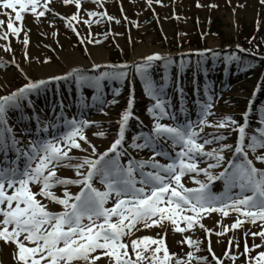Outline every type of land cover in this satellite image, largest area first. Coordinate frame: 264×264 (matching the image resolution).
Here are the masks:
<instances>
[{
    "label": "snow or ice",
    "instance_id": "6c2138e0",
    "mask_svg": "<svg viewBox=\"0 0 264 264\" xmlns=\"http://www.w3.org/2000/svg\"><path fill=\"white\" fill-rule=\"evenodd\" d=\"M85 3L101 10L85 9ZM106 3L107 0H60L61 6L76 9L73 14L64 15L56 11V0H0V15L7 17L0 19V40L6 41L0 48L12 53L11 61L0 60V69L13 66L27 81L0 96V249L7 247L15 264H224L225 259L235 264L238 257L232 251L233 245L239 248L235 236L228 240L224 258L214 251L212 237L226 236L246 223L256 225L257 221L264 229V104L256 107L250 100L240 121L231 115L210 119L215 116L212 108L220 93L213 90L206 78L207 52L197 54L195 66L184 59L177 63L171 56L156 53L131 64L93 62L90 70L77 67L64 75L36 81L16 62L10 37L24 45V59H30L27 51L30 29L24 25L26 14L34 17L37 24L45 19L53 27L56 20L63 22L91 58L88 45L104 43L92 37V25L122 23L108 13ZM145 3L153 11L154 3L165 6L163 0ZM259 3L264 6V0ZM119 7L124 13L122 3ZM123 20L132 23L127 15ZM77 25L88 26L87 37L81 36ZM114 35L119 34L105 31L104 39ZM255 40L254 36L249 43ZM237 48L239 53L252 57L259 51L250 52L239 45ZM208 51L212 52L214 65L217 54ZM260 61L264 62V56H260ZM221 62L226 71L233 63L240 71L254 67L251 60L234 53L221 58ZM43 63L51 61L45 59ZM189 68L196 97L191 111L186 106L182 81ZM198 76L205 79L198 81ZM137 79L150 102L145 111L153 121L151 127L126 137L132 121L143 126L134 113L135 99L130 93L116 121L118 128L112 142L100 151L87 133L90 131L99 139H106L108 134L97 130L103 128L99 122L80 116L93 106L99 112L116 105L121 86L128 81L131 88ZM62 81L74 84L80 116L73 113L72 119L67 117L59 88L57 103L50 109L55 119L48 121L35 114L31 97ZM113 83L118 86L111 89L112 99H106L105 88ZM256 88L264 90V81ZM84 89L91 90L90 103ZM169 89L179 98L178 109H174ZM25 107L33 109L31 116L24 114ZM10 113H19L21 121H35L34 130L22 132L32 135V140L18 138L9 123ZM165 120L171 123H163ZM48 135L52 138L48 139ZM233 135L234 141L228 143ZM128 148L146 149L152 155L148 160H136ZM225 153L230 155L226 158ZM156 157L166 162L161 163ZM61 170H70L73 175L61 176ZM185 178L195 186H186ZM217 182L221 191H213ZM74 187L78 191L73 192ZM230 212L236 213V218L229 226L222 220ZM213 214L221 218L217 222L218 231L203 222ZM155 228L161 229L155 236L136 235ZM196 229L206 233L204 248V241L187 235L194 234ZM172 234H179L178 243L187 247L184 255L170 252L167 238ZM249 234L264 241V230L246 231L241 255L248 254L247 264H264V251L255 257L250 255L255 248H264V244L249 248ZM202 251L210 255H198Z\"/></svg>",
    "mask_w": 264,
    "mask_h": 264
},
{
    "label": "rangeland",
    "instance_id": "374dc122",
    "mask_svg": "<svg viewBox=\"0 0 264 264\" xmlns=\"http://www.w3.org/2000/svg\"><path fill=\"white\" fill-rule=\"evenodd\" d=\"M121 3L125 9L124 13L120 11L119 5ZM163 4L165 6L161 7L159 4L154 3L153 11L147 8L145 0H107L106 9L108 13L115 18L121 19L122 23L120 25H97L95 23L92 25V37L100 40L103 37L102 41L104 43L100 45H88L92 53L91 58L79 46L73 44L75 42L73 39L76 38V35L63 22L56 20L55 27H53L48 23L47 19L43 23L37 24L34 17L29 14L25 15L24 25L27 29H30L28 32L30 43L27 48L30 59H24V45L15 37H10L16 62L21 65L31 79L39 80L52 75L63 74L75 65L90 68V66H93V62L109 64L113 51L120 52V55H114V58L122 57V63L131 64L133 61H139L151 54L159 53L168 56V52L173 47L183 48L180 50L181 52L178 51V55H190L196 51L192 49L191 45L194 46L201 37L204 38V43L208 50H214L215 52L219 51L221 44L226 45L229 42L233 44L239 43L237 42L239 35L250 40L255 36L256 40H260L261 43L264 41V6L259 3V0H163ZM198 4L203 5V7H197ZM213 4L217 5V7H210ZM84 8L101 10L91 3H85ZM56 11L64 15H70L76 9L74 7H63L60 5V0H56ZM124 15H127L128 20L132 23L124 21ZM157 16L159 20L156 19ZM0 19L7 20V17L0 15ZM136 23L139 24V27L135 26ZM208 23L212 25L210 26L212 28L211 32L214 34H206L207 30L205 28H209ZM253 27L259 29V31L257 30L256 33H253ZM77 28L82 37L88 35L89 30L87 25H77ZM105 31L119 35L109 36L105 40ZM53 32H58L59 35L53 36ZM23 35L21 33V40L23 39ZM5 43L6 41L0 40V45ZM199 43L196 45H199ZM121 49L123 50L122 53ZM261 49H264V43L261 45ZM123 58H125L124 61ZM11 59L12 53L5 52L3 48H0V60L8 62ZM45 59H49L51 63H43ZM257 74L254 76L253 72L250 73L241 84L231 83L228 92L223 95L225 96V100L219 103L217 109L214 110L215 116L210 117V119L231 115L237 121H240L245 104L250 99V93H252V89L256 86ZM248 77L250 78L248 79ZM22 78L26 80L24 75L13 66L0 69V95L9 89H13L12 87L19 85L22 82ZM121 90L123 91L124 88ZM136 94L137 96L139 94L137 89ZM117 101L118 103L115 106H111L112 108L107 115L100 118L99 121L97 118H87L90 121L99 122L103 128L97 130H104L108 134L106 139H99L93 137L90 131L87 133L92 143L96 144L100 151L111 143L116 130V121L125 107V100L122 97ZM141 101L137 103L142 108V110L140 109L141 112H143L146 106L144 102L140 103ZM205 131L210 130L205 129ZM230 141L231 139H228L227 142L231 143ZM131 150L135 152L134 149ZM60 175L72 176L73 173L70 170H61ZM185 183L188 187L195 186L187 178H185ZM51 207L55 208V206ZM235 218L236 214L230 213L228 217L223 218L222 223L230 226L235 222ZM219 220L221 218L213 214L203 222L209 229L218 231L217 222ZM260 224V221H257L256 225L246 223L241 228L235 230V232L227 233L226 236H213L212 246L214 251L219 257L224 258V253L228 250V240L234 236L240 242L239 246L241 244L245 246L244 233L248 230H251V232L264 230L260 227ZM160 231L161 229L159 228L151 229L150 232H147V235L155 236ZM187 235H191L193 239L198 238L204 241L202 248L207 246L206 233L202 230L196 229L194 234L189 232ZM180 239L179 234H172L167 238L171 253L184 255L188 250L186 246L178 243ZM217 241L219 242L217 243ZM247 243L253 248L254 245L264 244V241L258 236L253 238L249 234ZM232 251L239 257L241 251L235 247V244ZM261 251H264V248H255L250 255L255 257ZM224 264H233V262L225 259ZM235 264H240L238 258Z\"/></svg>",
    "mask_w": 264,
    "mask_h": 264
},
{
    "label": "bare ground",
    "instance_id": "6f19581e",
    "mask_svg": "<svg viewBox=\"0 0 264 264\" xmlns=\"http://www.w3.org/2000/svg\"><path fill=\"white\" fill-rule=\"evenodd\" d=\"M0 261H2L3 264H13V261L10 255L8 254V249L6 247L0 249Z\"/></svg>",
    "mask_w": 264,
    "mask_h": 264
},
{
    "label": "trees",
    "instance_id": "16d2710c",
    "mask_svg": "<svg viewBox=\"0 0 264 264\" xmlns=\"http://www.w3.org/2000/svg\"><path fill=\"white\" fill-rule=\"evenodd\" d=\"M199 43V42H198Z\"/></svg>",
    "mask_w": 264,
    "mask_h": 264
}]
</instances>
